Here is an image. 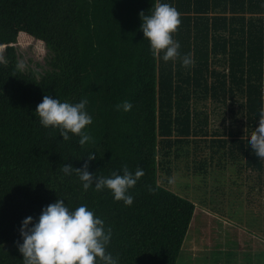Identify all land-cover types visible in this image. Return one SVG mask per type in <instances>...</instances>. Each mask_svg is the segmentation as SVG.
<instances>
[{
  "label": "trees",
  "instance_id": "obj_1",
  "mask_svg": "<svg viewBox=\"0 0 264 264\" xmlns=\"http://www.w3.org/2000/svg\"><path fill=\"white\" fill-rule=\"evenodd\" d=\"M155 2L0 0V264H23L22 221L37 222L58 199L104 220L112 229L106 251L118 264H175L196 209L167 189L176 160L204 176L235 163L259 204L252 223L264 231L255 194L264 190V159L249 143L264 106V0H160L181 14L173 38L195 61L187 68L150 51L139 13L150 15ZM22 33L52 53L39 75L17 68L13 44ZM44 95L73 104L87 98L93 122L84 131L92 139L81 146L79 136L65 141L59 129L43 127L35 109ZM124 101L130 111L117 110ZM216 107L228 115L227 128H211ZM89 152L96 158L87 170L96 176L122 174L124 164L133 174L143 169L129 189L131 206L106 187L85 191L75 171H61L83 167ZM255 264H264V250Z\"/></svg>",
  "mask_w": 264,
  "mask_h": 264
},
{
  "label": "clouds",
  "instance_id": "obj_2",
  "mask_svg": "<svg viewBox=\"0 0 264 264\" xmlns=\"http://www.w3.org/2000/svg\"><path fill=\"white\" fill-rule=\"evenodd\" d=\"M151 14L139 13L145 39L150 42V51L156 58L167 62L179 59L182 66H194L191 53L181 55L180 43L173 38V33L179 30L181 14L172 5L156 0ZM17 68L23 70L24 64L18 62ZM87 98L78 103L61 102L57 98L44 95L35 113L40 124L45 127L57 128L63 140L70 139L69 133L80 137L78 143L84 146L92 137L84 131L92 121L91 115L86 111ZM117 110L130 111L132 104L124 101L116 105ZM251 149L260 159H264V106L259 111V125L250 135ZM95 154L88 153V160L83 167L75 168L71 164H63L61 171L70 175L73 171L83 182L87 191L93 184L96 191L105 187L112 191L114 199L123 201L126 206H131L134 197L129 194V189L135 187L137 181L145 174L143 169L137 167L135 173L131 172L127 164L122 165V174L113 171L109 177L96 176L90 173L88 161L94 160ZM149 192L155 189L148 186ZM31 225V226H30ZM20 234L23 243L17 247L23 255V264H118L119 257H113L106 251L112 236V229L105 228L103 219L95 216L87 205H80L75 210H70L64 199H58L42 209L37 222L33 217H26L21 224Z\"/></svg>",
  "mask_w": 264,
  "mask_h": 264
},
{
  "label": "rangeland",
  "instance_id": "obj_3",
  "mask_svg": "<svg viewBox=\"0 0 264 264\" xmlns=\"http://www.w3.org/2000/svg\"><path fill=\"white\" fill-rule=\"evenodd\" d=\"M13 45L18 55V62L24 64L23 70H33L39 75L51 67L48 60L51 59L52 53L43 42L22 33ZM4 49L5 45L0 47V59L4 58ZM213 106L209 103L208 110H213ZM222 109V107L215 108V113L211 116V128L229 126L228 115L222 114ZM176 161L179 167L177 170L174 169L175 172L167 189L181 198L192 200L197 210L183 239L175 264H246L249 253L254 264L253 261L259 256V252L264 250V241L259 239L253 241V238L250 240L243 236L238 239L234 237V223L247 222L250 227L256 219L258 204L254 203L251 193L247 194V183L244 181V175L238 172L237 165L227 163L221 169H212L204 176L193 174L188 162L183 165L182 161ZM164 176L163 173L158 175L159 183ZM201 210L209 214V221L212 220L215 224L208 222V215L203 217L202 215L206 214H200ZM222 217L230 218L231 223ZM216 222L220 224L217 225ZM224 223L232 226L228 224L226 226ZM206 226L207 230H205ZM216 226L219 232L216 236L211 235ZM200 232L205 233L200 234ZM237 240L241 241L239 248L235 243Z\"/></svg>",
  "mask_w": 264,
  "mask_h": 264
},
{
  "label": "crops",
  "instance_id": "obj_4",
  "mask_svg": "<svg viewBox=\"0 0 264 264\" xmlns=\"http://www.w3.org/2000/svg\"><path fill=\"white\" fill-rule=\"evenodd\" d=\"M211 171V169L209 168V172ZM246 186H247V184H246ZM256 199H260L259 200V202H260V204H261V206H262V209L264 210V190L261 192H259L258 193V191H256ZM255 203H257V202H255ZM260 206V207H261ZM259 207V204H257V208ZM195 210H197V208L195 209ZM208 212H210V211H208ZM203 214V213H205L206 215H202L203 217L204 216H207L208 215V218H207V221L208 222H212L213 224H215L212 220H210L209 221V217H210V215L209 214H207L206 212H204L203 210H201L200 211V214ZM215 214H217V213H215ZM225 215V214H224ZM223 219H226V221H228V222H230L231 223V219L230 218H228V217H222ZM202 220V219H201ZM226 221H222V222H226ZM202 222H204V221H202ZM216 224L217 225H219L220 223H218V222H216ZM226 226H227V224L228 223H224ZM228 225H230V226H232V224H228ZM207 226L205 227V230H207ZM233 228H235V235H234V237H236L237 239L238 238H243V237H245V238H253V241H254V239H259V240H262V241H264V231L262 230V228H259L258 227V225L256 224L255 225V223H252L251 225H250V227H249V224L246 222V223H243V222H235L234 223V227ZM219 229V228H218ZM219 232V230L217 231V226H216V229H215V231H214V233H212L211 235H214V236H216L217 235V233ZM202 233H205V232H202ZM201 232H200V234H202ZM210 233V232H209ZM199 234V235H200ZM223 235V234H222ZM200 236H202V235H200ZM243 236V237H242ZM222 237V236H221ZM220 237V238H221ZM223 238V237H222ZM250 239V240H251ZM245 241H247V240H245ZM244 241V242H245ZM240 240H237V242H235L236 244H237V246H238V248H239V245H240ZM251 242V241H250ZM236 244H235V246H236ZM236 250V249H235ZM231 251V250H230ZM250 252V251H249ZM247 258H249V261L252 263V261H251V258H250V253H249V256L247 255ZM258 259V257L256 258V260ZM255 260V261H256ZM255 261H253V263L255 264Z\"/></svg>",
  "mask_w": 264,
  "mask_h": 264
}]
</instances>
